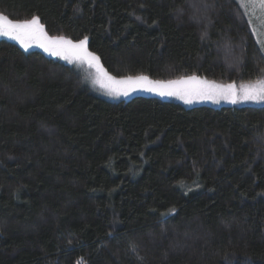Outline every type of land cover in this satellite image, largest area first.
Listing matches in <instances>:
<instances>
[{
  "label": "trees",
  "instance_id": "obj_1",
  "mask_svg": "<svg viewBox=\"0 0 264 264\" xmlns=\"http://www.w3.org/2000/svg\"><path fill=\"white\" fill-rule=\"evenodd\" d=\"M0 13L87 36L116 79H264V29L237 0H0ZM0 264H264V104L110 101L76 65L0 38Z\"/></svg>",
  "mask_w": 264,
  "mask_h": 264
},
{
  "label": "snow or ice",
  "instance_id": "obj_2",
  "mask_svg": "<svg viewBox=\"0 0 264 264\" xmlns=\"http://www.w3.org/2000/svg\"><path fill=\"white\" fill-rule=\"evenodd\" d=\"M245 9V14H251L264 29V0H237ZM204 8L208 5L205 3ZM252 23V20H249ZM0 36L18 42L27 50L33 44L42 48L52 56L63 59L87 63L90 68H95V82L108 90L110 95H128L130 91L142 89L155 92L160 96H177L185 103H191L194 98L207 99L218 102L220 99L236 103L238 99L264 101V79H257L237 86L235 83L218 84L214 81L189 76L167 82L151 81L146 76H128L116 79L110 76L99 63V57L88 50V37L85 36L78 42H73L63 36H49L39 17L23 21H13L0 13ZM264 72V69H261Z\"/></svg>",
  "mask_w": 264,
  "mask_h": 264
},
{
  "label": "rangeland",
  "instance_id": "obj_3",
  "mask_svg": "<svg viewBox=\"0 0 264 264\" xmlns=\"http://www.w3.org/2000/svg\"><path fill=\"white\" fill-rule=\"evenodd\" d=\"M0 38L15 42L16 44H18L21 47V45L18 42H16L15 40H11V39H9L7 37H4V36H0ZM32 49L41 50L45 54H47L49 56H52L48 52H45L42 48L36 46L35 44H33L27 50H32ZM53 57L60 58V59L66 61L68 63L76 65L81 70V72L83 73L85 84L88 86L89 90L91 92H93L94 94H96L97 96L105 98V99L110 100V101H117V100H120V99H126V98H129V97H131V96H133L135 94H138V93H146V94H153V95L159 96L161 98H174V99L182 102L186 106H194V105L204 104V105H210V106L217 107V106H221V105H232V104H241V105H245V104H256V105L264 104V101H252V100H241V99H238L236 103H231V102H229L227 100H224V99H220L218 102H215L213 100L199 99V98H194L191 103H185L184 100L180 99L177 96H160V95H158L155 92H148V91H144V90L139 89V88L136 89L135 91H130L128 93V95H110L108 93L107 89L101 87V85L99 83L95 82V76H96L95 68H90L87 63H81V62L76 61V60H72L71 62H69V60L63 59L60 56H53ZM236 85L239 86L240 84L239 85L236 84Z\"/></svg>",
  "mask_w": 264,
  "mask_h": 264
}]
</instances>
